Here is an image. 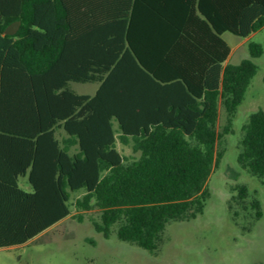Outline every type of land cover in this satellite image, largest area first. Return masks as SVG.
Returning <instances> with one entry per match:
<instances>
[{
    "label": "trees",
    "instance_id": "obj_1",
    "mask_svg": "<svg viewBox=\"0 0 264 264\" xmlns=\"http://www.w3.org/2000/svg\"><path fill=\"white\" fill-rule=\"evenodd\" d=\"M122 7L116 31L114 23H100V36L84 39L74 67L71 39L63 36L74 23L58 19L70 13L66 0H0V248L98 209L99 232L110 237L117 226L120 240L157 253L171 221L204 213L209 179L225 155L223 137L258 71L252 58L224 65L231 46L221 34L248 36L264 17L228 29L213 22L217 33L208 43L197 39L200 53L183 66L167 54L165 30L135 32L139 24L124 20L129 7ZM17 19L18 32L5 33ZM249 48L253 57L264 52L254 41ZM72 81L100 86L94 95L79 94ZM221 106L228 113L223 130ZM61 127L77 152L62 145ZM238 162L264 178V108L244 125ZM24 176L31 190L21 185ZM79 189L86 192L73 201ZM233 190L235 219L243 212L253 222L263 216L257 191L244 183Z\"/></svg>",
    "mask_w": 264,
    "mask_h": 264
},
{
    "label": "rangeland",
    "instance_id": "obj_2",
    "mask_svg": "<svg viewBox=\"0 0 264 264\" xmlns=\"http://www.w3.org/2000/svg\"><path fill=\"white\" fill-rule=\"evenodd\" d=\"M225 37L233 49L229 62L252 58L258 71L237 109L231 131L223 137L225 155L209 179L211 197L204 213L192 220L171 221L160 249L152 253L120 240L117 226L110 237L99 232L93 220H100V211H85L82 221L69 216L25 244L1 247L0 264H264V178L250 174L238 162L244 125L253 112L264 108V52L253 57L249 48L254 41L264 49V28L249 39L232 33ZM98 86L96 82L74 85L79 92L91 94ZM227 123L228 113L221 106L219 129ZM119 147L128 155L134 153L132 145L120 143ZM239 183L257 191L261 200L263 216L255 222L245 212L235 219L229 208L233 187ZM85 192L73 191V201Z\"/></svg>",
    "mask_w": 264,
    "mask_h": 264
},
{
    "label": "crops",
    "instance_id": "obj_3",
    "mask_svg": "<svg viewBox=\"0 0 264 264\" xmlns=\"http://www.w3.org/2000/svg\"><path fill=\"white\" fill-rule=\"evenodd\" d=\"M66 2L70 7V13L64 15L60 13L58 19H67L74 23L73 29L66 30L63 35L71 39L68 52L74 55L70 60L74 67L81 65L78 63V55L83 51L84 39L92 41L100 36V23H114L115 29L113 28V30L116 31V22L121 20L120 12L123 4L129 7V11L126 12L127 15L123 19L129 23H133L134 20V24H139L138 28L134 29L135 32L143 30L155 33L157 30H165L168 34H164V36L170 35L171 50L167 54H170L183 66H188L194 61L197 52L200 53L197 39L208 43V39L214 37L213 33H217L213 22L216 21L220 28H227L229 23H237L242 20L254 22L264 17V0H138L137 2L136 0H125V2L124 0H66ZM59 4L61 3L59 2ZM2 19L0 17V20ZM158 23H164L162 29L157 26ZM263 28L264 26L245 37L226 30L221 34V37L230 45L225 37L227 33L249 39ZM232 54L231 47V52L224 65L231 63L229 59ZM78 83L94 82L72 81L71 87L79 94L94 95L100 86V83L96 82L99 86L96 92L91 94L76 90L74 85ZM115 126L118 127L117 124ZM57 134L62 145L71 153L78 151L79 145L68 131L61 127ZM21 185L24 188L32 189L28 176L21 178Z\"/></svg>",
    "mask_w": 264,
    "mask_h": 264
},
{
    "label": "water",
    "instance_id": "obj_4",
    "mask_svg": "<svg viewBox=\"0 0 264 264\" xmlns=\"http://www.w3.org/2000/svg\"><path fill=\"white\" fill-rule=\"evenodd\" d=\"M20 26H21V21L20 20L15 21L6 28L5 33L15 34L19 30Z\"/></svg>",
    "mask_w": 264,
    "mask_h": 264
}]
</instances>
